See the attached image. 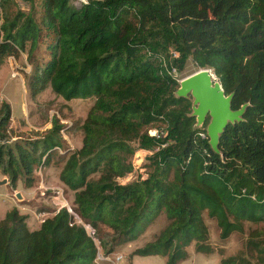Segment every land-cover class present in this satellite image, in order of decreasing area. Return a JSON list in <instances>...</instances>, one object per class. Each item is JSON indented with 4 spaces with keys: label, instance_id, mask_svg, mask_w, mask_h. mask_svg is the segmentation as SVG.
<instances>
[{
    "label": "trees",
    "instance_id": "obj_1",
    "mask_svg": "<svg viewBox=\"0 0 264 264\" xmlns=\"http://www.w3.org/2000/svg\"><path fill=\"white\" fill-rule=\"evenodd\" d=\"M14 2L0 0V61L25 52L31 95L49 84L65 99L95 100L80 125L81 146L65 148L71 151L58 172L74 191L72 212L61 206L30 229L26 214L7 209L0 264H97L99 246L108 254L137 238L162 208L168 225L130 254H163L164 264H178L193 238L197 251L212 252L205 210L221 238L243 231L244 220L264 227V0H39L37 17L10 11ZM155 40L177 50L179 69L189 57L196 68H211L225 92L233 91L232 108L248 102L243 119L220 134L221 153L208 143L209 117L194 126L190 96L153 103L180 79L157 48L143 53ZM9 118V103L1 100L0 172L11 187L17 179L30 187L34 166L47 165L62 145L65 125L54 119L42 134L9 140ZM156 120L168 126L162 162L150 175L120 182L133 170L131 141ZM246 246L263 250L254 237ZM221 261L255 264L237 254Z\"/></svg>",
    "mask_w": 264,
    "mask_h": 264
},
{
    "label": "rangeland",
    "instance_id": "obj_2",
    "mask_svg": "<svg viewBox=\"0 0 264 264\" xmlns=\"http://www.w3.org/2000/svg\"><path fill=\"white\" fill-rule=\"evenodd\" d=\"M14 1L10 11L13 12L18 7L24 12L35 11L34 16L37 17L39 0H33L32 4L21 0ZM154 48L158 49V57L164 58L166 68L169 65L175 67L177 77L181 78L196 69L190 57L186 60L183 68L179 69L173 54V52L178 54L177 50L172 46L163 45L159 40L144 46L143 53H151ZM166 53L168 54L165 55ZM37 55H39L38 52ZM29 69L30 64L25 58L24 51H19L17 56L7 55L0 61V101H6L10 106L7 127L9 140L42 134L50 127L54 119L59 124L65 125L60 131L62 145L52 151L47 165L34 166L35 180L30 187L23 186L20 179H17L14 187H11L7 183V176L0 172V217L7 209L16 208L19 212L26 214V224L28 228L33 229L38 226L42 218L52 214L63 200L69 205L72 204L74 191L59 180L58 172L65 157L71 151L64 152L65 148L76 149L82 144L83 131L80 129V125L84 122L95 96L65 99L59 93L54 92L49 84L31 95L26 85ZM169 94L175 95V90H160L154 97L153 103L158 105L161 99ZM145 128L144 136L131 141L133 152L130 159L133 163V170L119 177L120 182L150 175L153 173L156 161L162 162V150L169 143L167 139H164L168 136L167 122L156 120ZM151 141L154 143L152 144ZM57 154L61 155L60 158L57 157ZM97 175L98 173L93 176ZM16 192L19 193V198L16 197ZM39 211L42 212L41 215L37 214ZM35 214L38 215L37 219ZM203 217L208 225L209 241L214 250L212 252L197 251L195 249L196 239L193 238L186 247L188 256L178 264H224L221 261L222 258L236 254L245 256L255 264H264L263 222L255 223L244 220L243 231H233L228 237L221 238L215 218L209 216L206 210L203 211ZM169 221L164 208H162L137 238L117 246L108 254H105L99 246L96 257L97 264H164L166 256L163 254L130 253L135 247L153 240L168 225ZM86 227L91 231L90 225H86ZM101 227L109 230L106 224H101ZM259 230L262 231V234L256 237L255 232ZM250 237L259 239V247L263 249L262 251L258 248H247L246 241Z\"/></svg>",
    "mask_w": 264,
    "mask_h": 264
},
{
    "label": "water",
    "instance_id": "obj_3",
    "mask_svg": "<svg viewBox=\"0 0 264 264\" xmlns=\"http://www.w3.org/2000/svg\"><path fill=\"white\" fill-rule=\"evenodd\" d=\"M175 95L191 96L190 115L195 117L194 126L202 127L207 116L209 117L204 126L208 143L214 152L221 153L218 146L220 134L229 123L243 119L248 102H244L238 108H232L233 91L226 93L221 82L209 67H198L182 76ZM15 195L20 197L18 192Z\"/></svg>",
    "mask_w": 264,
    "mask_h": 264
},
{
    "label": "built area",
    "instance_id": "obj_4",
    "mask_svg": "<svg viewBox=\"0 0 264 264\" xmlns=\"http://www.w3.org/2000/svg\"><path fill=\"white\" fill-rule=\"evenodd\" d=\"M78 1H86V0H78ZM173 54L174 55H176V52H173ZM160 60L163 62V63H165V61H164V59L162 58V57H160ZM172 70H176L175 69V67H172ZM204 135V134H203ZM41 184V183H40ZM41 186V185H40ZM61 206H64L65 208H67L70 212H72V207H71V205H69L68 204V202H64V200H63V202H60L59 203V205L57 206V208L56 209H58L59 207H61ZM43 219V218H42ZM41 219V220H42Z\"/></svg>",
    "mask_w": 264,
    "mask_h": 264
},
{
    "label": "crops",
    "instance_id": "obj_5",
    "mask_svg": "<svg viewBox=\"0 0 264 264\" xmlns=\"http://www.w3.org/2000/svg\"><path fill=\"white\" fill-rule=\"evenodd\" d=\"M42 211L45 212L44 210H42ZM38 213H39V215H41L42 212L39 211V212H37V214H38ZM37 214H35L36 219H37V217H38ZM39 222H40V221H39ZM38 225H39V223H38Z\"/></svg>",
    "mask_w": 264,
    "mask_h": 264
}]
</instances>
